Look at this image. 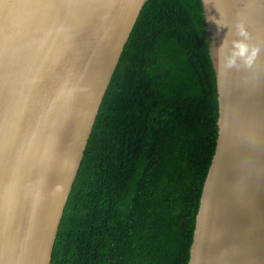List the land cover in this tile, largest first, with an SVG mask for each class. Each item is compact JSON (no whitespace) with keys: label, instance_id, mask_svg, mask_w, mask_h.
I'll return each instance as SVG.
<instances>
[{"label":"water","instance_id":"water-1","mask_svg":"<svg viewBox=\"0 0 264 264\" xmlns=\"http://www.w3.org/2000/svg\"><path fill=\"white\" fill-rule=\"evenodd\" d=\"M149 0H0V264H52L104 99ZM219 136L189 264H264V0H202ZM243 23L260 48L228 66Z\"/></svg>","mask_w":264,"mask_h":264},{"label":"trees","instance_id":"trees-1","mask_svg":"<svg viewBox=\"0 0 264 264\" xmlns=\"http://www.w3.org/2000/svg\"><path fill=\"white\" fill-rule=\"evenodd\" d=\"M202 0H149L74 184L52 264H189L219 136Z\"/></svg>","mask_w":264,"mask_h":264},{"label":"clouds","instance_id":"clouds-1","mask_svg":"<svg viewBox=\"0 0 264 264\" xmlns=\"http://www.w3.org/2000/svg\"><path fill=\"white\" fill-rule=\"evenodd\" d=\"M238 33L240 36L245 37L244 40L235 41V48L233 51V55L228 60L229 67H235L238 64L239 58H245V62L249 67L255 62L257 57L260 54V48H253L249 43H247V39H249V33L243 23L238 25Z\"/></svg>","mask_w":264,"mask_h":264}]
</instances>
